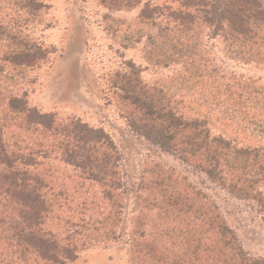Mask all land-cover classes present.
Returning a JSON list of instances; mask_svg holds the SVG:
<instances>
[{"label":"trees","instance_id":"trees-1","mask_svg":"<svg viewBox=\"0 0 264 264\" xmlns=\"http://www.w3.org/2000/svg\"><path fill=\"white\" fill-rule=\"evenodd\" d=\"M178 2L146 5L141 17L145 24H164L166 40L183 34L170 58L182 59L188 77L171 92L125 75L127 98L138 114L131 125L264 211V84L210 67L197 34L206 27L210 37L222 39L230 58L264 65V0ZM29 56L17 52L9 59L23 64ZM217 122L223 132H256L258 141L242 144L216 134ZM120 161L103 129L42 112L29 106L26 95L1 91L0 243L34 264H71L80 248L115 240L124 210ZM148 176L138 187L131 264H264V256L242 247L201 191L159 165Z\"/></svg>","mask_w":264,"mask_h":264},{"label":"rangeland","instance_id":"rangeland-1","mask_svg":"<svg viewBox=\"0 0 264 264\" xmlns=\"http://www.w3.org/2000/svg\"><path fill=\"white\" fill-rule=\"evenodd\" d=\"M127 1L0 0V92L26 95L30 107L61 119L79 118L103 129L121 155L125 194L118 237L80 248L71 264H131L132 241L137 235L133 219L140 211L138 187L158 165L206 195L242 247L251 256H264V211L256 201L235 196L131 125L132 115L138 114L127 98L126 76H138L142 84L172 92L188 77V70L179 56L170 58L181 47L175 38L183 34L173 36L171 47L161 36L170 34L161 32L164 24H145L141 17L146 5L178 7V0ZM197 31L210 67L264 84V65L230 58L220 37H210L206 27ZM17 52L31 56L26 63L14 64L9 56ZM32 54L36 58L30 62ZM131 65L136 68L133 73ZM224 130L218 122L213 125L214 133H224L242 144L258 141L256 132L237 135ZM148 232L153 231L149 228ZM17 255L15 249L8 250L0 243V264H34L32 259H18Z\"/></svg>","mask_w":264,"mask_h":264}]
</instances>
